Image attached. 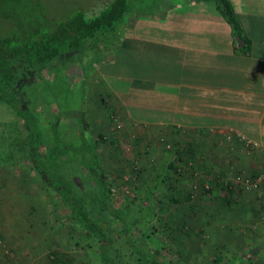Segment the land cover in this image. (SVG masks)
Wrapping results in <instances>:
<instances>
[{"label": "rangeland", "instance_id": "obj_1", "mask_svg": "<svg viewBox=\"0 0 264 264\" xmlns=\"http://www.w3.org/2000/svg\"><path fill=\"white\" fill-rule=\"evenodd\" d=\"M128 3L133 17L146 18L142 13L148 14V18L164 17V12L158 8L162 0H128ZM97 4L99 0H0V31L49 25L55 19H64L77 8L92 15L101 6L95 12L86 9ZM125 23L127 13L113 27L103 33L98 32L94 39L90 38L95 41V47H81L69 60L58 62L57 67H53L54 70L58 68L57 77L53 70L31 74L16 88L17 99L21 105L33 109L42 121L61 114L57 120L67 133L76 132L77 119L84 109L87 128L83 133L95 145L99 165L125 194L132 195L134 188L151 181L168 150L170 157L175 159L176 168L167 169V177L153 197L155 202L161 203L153 208L154 214L149 216L148 226L154 225L158 235L162 236L159 218L169 224L172 218L171 225L177 224L164 240L165 249L176 261L191 264L187 261L189 246L196 241L195 246L203 247V233L190 235L184 206L187 202L182 198L186 194L191 199L202 198L213 187L212 159L209 150H205L208 138L203 137L206 133L203 127H178L171 122L127 119L119 105L121 86L127 85V80L120 73H101L97 67L99 64L104 69L113 51L110 45L118 46ZM144 84L155 87L157 93L148 90L153 94L169 91L158 83ZM111 86L117 90L113 91ZM145 90L141 93L145 94ZM102 96L106 99L104 104H101ZM148 99L153 101L150 103L161 105L157 103L158 98L148 96ZM165 102L170 106L174 104L173 100ZM140 114L150 117L146 110ZM182 115L180 111L179 117ZM200 117L206 120V117ZM13 123L18 125L23 141L28 134L23 120L14 109L0 102V259L25 254L29 258V253H32L36 254L32 262L37 264H61L51 261L50 255L65 261L71 257L68 264H100L85 246L77 224L66 216L56 201L53 189L26 160V151L6 152L8 146L2 135L6 133L14 137L10 132ZM237 140L245 146L239 137ZM189 149L194 151V155L187 154ZM90 169L93 179L90 184H93L94 175L99 173L94 168ZM206 183L209 187L205 186ZM174 197L180 201H171ZM16 245H19V250L15 251ZM28 247L31 250L27 251ZM202 254L203 250L196 254L197 264H203Z\"/></svg>", "mask_w": 264, "mask_h": 264}, {"label": "crops", "instance_id": "obj_2", "mask_svg": "<svg viewBox=\"0 0 264 264\" xmlns=\"http://www.w3.org/2000/svg\"><path fill=\"white\" fill-rule=\"evenodd\" d=\"M230 2L250 39L247 54L216 0H162L158 8L164 17H133L128 9L118 46L110 47L104 69L97 65L101 73H120L127 80L119 104L127 119L206 132L215 177L211 190L184 205L190 235L202 232L204 241L203 247L190 244L191 264H197L200 250L203 264H264V184L243 183L264 169V150L237 140L240 135L264 144V0ZM146 82L169 91L150 93L155 87ZM169 100L174 104H165ZM144 110L151 118L141 116ZM35 255L0 259V264H32Z\"/></svg>", "mask_w": 264, "mask_h": 264}, {"label": "trees", "instance_id": "obj_3", "mask_svg": "<svg viewBox=\"0 0 264 264\" xmlns=\"http://www.w3.org/2000/svg\"><path fill=\"white\" fill-rule=\"evenodd\" d=\"M216 6L231 24L233 35L241 40V51L249 53L250 39L244 35L230 0H216ZM128 9V0H99L95 7L86 9L98 10L92 15L77 8L49 25L0 31V102L14 109L28 129L22 141L18 125L13 123L10 132L14 137L4 133L2 138L8 146L6 152L26 151V160L53 189L56 201L77 224L85 246L100 264H183L165 249L164 240L177 223L171 225V217L170 224L160 217L162 236L154 225L148 226L149 216L154 214L153 208L158 204L153 197L164 183L167 169L176 168L169 151H165L150 182L134 188L132 195L125 194L99 165L96 147L83 133L87 128L84 109L77 119L76 132L67 133L57 120L61 114L42 121L33 109L21 105L16 95V88L31 74L53 70L56 76L58 68L53 67H57L58 62L69 60L81 47H95V41L90 38L113 27ZM105 101L102 96L101 104ZM187 154L194 155V151L189 149ZM90 168L99 173L94 175L93 184H90L93 182ZM189 199V194L182 198ZM170 200L180 201L178 197ZM50 259L68 264L72 258L65 261L50 255Z\"/></svg>", "mask_w": 264, "mask_h": 264}, {"label": "built area", "instance_id": "obj_4", "mask_svg": "<svg viewBox=\"0 0 264 264\" xmlns=\"http://www.w3.org/2000/svg\"><path fill=\"white\" fill-rule=\"evenodd\" d=\"M239 139L243 141L246 147H258L264 150V144L257 143L256 141H253L252 139H247L240 135H239ZM243 183L248 188L256 187L260 184H264V169L260 171L254 179H250L249 177L244 178ZM205 186L209 187L207 183L205 184Z\"/></svg>", "mask_w": 264, "mask_h": 264}]
</instances>
